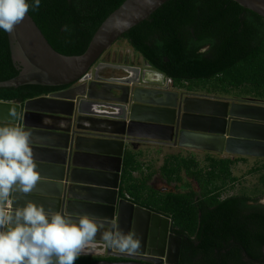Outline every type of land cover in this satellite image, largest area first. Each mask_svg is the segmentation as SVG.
<instances>
[{
    "label": "water",
    "instance_id": "1",
    "mask_svg": "<svg viewBox=\"0 0 264 264\" xmlns=\"http://www.w3.org/2000/svg\"><path fill=\"white\" fill-rule=\"evenodd\" d=\"M168 1L126 0L79 56L57 52L29 13L7 32L21 71L0 88L63 89L28 101H0V122L29 131L40 176L30 193L11 194L0 209L12 212L33 201L73 218L96 217L100 228L80 257L121 261L93 264H180L183 240L172 232V220L123 196L127 152L152 145L264 160L263 103L171 91L166 76L147 62L143 67L100 62ZM232 1L264 18V0ZM91 70L94 81L78 84ZM113 228L135 233L138 249L109 248L101 233Z\"/></svg>",
    "mask_w": 264,
    "mask_h": 264
},
{
    "label": "trees",
    "instance_id": "2",
    "mask_svg": "<svg viewBox=\"0 0 264 264\" xmlns=\"http://www.w3.org/2000/svg\"><path fill=\"white\" fill-rule=\"evenodd\" d=\"M125 1L41 0L39 8L28 13L57 52L79 56ZM122 39L153 70L171 78L176 89L208 90L214 96L239 92L264 104V18L232 0H170ZM20 71L8 34L0 30V82ZM62 89L0 88V101H28ZM242 161L208 156L201 167L196 158L169 156L161 175L168 185L181 184L185 190L176 186L174 191H161L150 185L152 168L129 151L121 191L134 204L172 220L174 233L183 240L180 264H264V204L257 194L223 198L227 187L240 181L233 168ZM260 162L262 166L250 174L264 171V161ZM183 171L196 181L199 192L186 182ZM260 184L258 191L264 195V174ZM99 260L79 257L75 264Z\"/></svg>",
    "mask_w": 264,
    "mask_h": 264
},
{
    "label": "clouds",
    "instance_id": "3",
    "mask_svg": "<svg viewBox=\"0 0 264 264\" xmlns=\"http://www.w3.org/2000/svg\"><path fill=\"white\" fill-rule=\"evenodd\" d=\"M40 2L0 0V30L13 32ZM39 179L29 131L13 121L0 122V203L17 191L30 193ZM99 228L96 217L73 218L33 201L12 212L0 209V264H75L83 245L96 237ZM101 235L109 248L121 253L135 252L140 244L135 233L115 228Z\"/></svg>",
    "mask_w": 264,
    "mask_h": 264
},
{
    "label": "rangeland",
    "instance_id": "4",
    "mask_svg": "<svg viewBox=\"0 0 264 264\" xmlns=\"http://www.w3.org/2000/svg\"><path fill=\"white\" fill-rule=\"evenodd\" d=\"M109 52L112 55V60L117 57H121V58H128L130 61H133L139 64L144 62L143 58L141 57H139V60L135 59L134 51L132 50V48L128 46L127 42L123 39H120L119 41H117ZM195 94L215 97L214 96L215 94L209 92L208 90L198 91V93H195ZM216 96L224 97L222 95H216ZM227 97L233 98L236 101H255V100H252L250 97L241 96L239 92H234ZM147 149L157 152L155 155L157 157H155V161H153V163L151 164L153 166L151 170L152 172H155V175L152 181L150 182V185L156 190L166 189L167 191H174L175 186L181 185V184H176V183H172L168 185L165 179H163L161 175V168L165 163L164 161L169 156L179 155L178 157L182 159L183 158L185 159V157L196 158V160L200 162L201 167H204L207 165L204 157H200V156L198 157L197 155L195 156V154L191 152L179 153L177 150L173 148L148 147ZM261 166H262V163L260 161L254 162L252 160H247V159H245V161H242L238 165H236L233 168V175L239 178L240 181L238 183H235L234 186L229 185V187H227L226 189V192L223 194V198H226L232 195H241L242 193H245L249 196H254L257 194V196H259L260 198V203L264 204V195H262L258 191L259 189H262V186L260 184V178L262 174H264V171L262 173L250 174V171L252 169L261 167ZM182 176L186 180V182H188L190 186H192V188L195 191L199 192L198 184L196 183L194 179L187 177L185 172L182 173ZM179 190L184 191L185 187L181 186Z\"/></svg>",
    "mask_w": 264,
    "mask_h": 264
},
{
    "label": "crops",
    "instance_id": "5",
    "mask_svg": "<svg viewBox=\"0 0 264 264\" xmlns=\"http://www.w3.org/2000/svg\"><path fill=\"white\" fill-rule=\"evenodd\" d=\"M121 48V47H120ZM171 91H177L179 89H176V88H170ZM195 94V93H194ZM216 97V96H215ZM227 96H224V97H219V98H226ZM175 150H177L179 153L181 152H191V153H194L195 156L197 155L198 157H208V156H211V157H217L218 155L217 154H212V153H204V152H199V151H192V150H188V149H182V148H173ZM133 153H138L140 155V160L141 162L144 164V166H146V168H152L153 166L151 165L153 163V161H155V156L157 152H154V151H151V150H148L147 148L143 147V146H139L136 150H131ZM153 152V153H152ZM220 158H223V159H232V160H235V159H239L241 157H233V156H229L227 154H221V156H219ZM168 158V157H167ZM166 158V159H167ZM243 159H247V160H252L254 162L256 161H264L263 159H256V158H243ZM166 161V160H165ZM164 161V162H165ZM145 171L147 172V170L145 169ZM139 174L138 173H135V177H138ZM121 185H122V182H121ZM120 185V186H121ZM165 216V215H164ZM167 217V216H166Z\"/></svg>",
    "mask_w": 264,
    "mask_h": 264
},
{
    "label": "flooded vegetation",
    "instance_id": "6",
    "mask_svg": "<svg viewBox=\"0 0 264 264\" xmlns=\"http://www.w3.org/2000/svg\"><path fill=\"white\" fill-rule=\"evenodd\" d=\"M135 53V52H134ZM135 55V59L136 60H139V57H141V56H139V55H137L136 53L134 54ZM142 58V57H141ZM144 61V60H143ZM100 62H107V63H111V64H114V65H120V66H126V65H130V66H135V67H143L144 66V64H145V61L143 62V63H141V64H139V63H136V62H133V61H130L128 58H121V57H117V58H115V59H113L112 60V55H111V53L110 52H107L106 54H105V56L101 59V61ZM117 72V71H116ZM148 147H155V146H152V145H150V146H148ZM158 148H171V147H163V146H158ZM204 153H206V152H204ZM213 154V153H212ZM218 156L216 157V158H220L219 156H221V154H217ZM179 156V155H178ZM185 158H190V157H185ZM206 158H207V156L206 157H204V159L206 160ZM221 159H223V158H221ZM184 172V171H183ZM187 176V175H186ZM181 186H183V185H180V186H178V187H181ZM176 187V186H175ZM161 191H166V189L165 190H161ZM125 198H126V195L124 196ZM130 197V196H129ZM130 201H132V199L130 198ZM155 213V212H154ZM172 232L174 233V231H173V226H172ZM175 234V233H174ZM95 258H99V259H101V260H109V261H121V260H117V259H112V258H103V257H95ZM112 259V260H111Z\"/></svg>",
    "mask_w": 264,
    "mask_h": 264
},
{
    "label": "built area",
    "instance_id": "7",
    "mask_svg": "<svg viewBox=\"0 0 264 264\" xmlns=\"http://www.w3.org/2000/svg\"><path fill=\"white\" fill-rule=\"evenodd\" d=\"M94 78H95L94 71H89L86 75H84L80 79L79 84L90 83V82L94 81ZM164 82H165V86H168L170 88L171 87L173 88V80L171 78L166 77L165 80H164ZM126 199L127 200H130V197L128 195H126Z\"/></svg>",
    "mask_w": 264,
    "mask_h": 264
}]
</instances>
